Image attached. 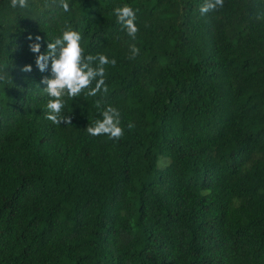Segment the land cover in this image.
I'll return each instance as SVG.
<instances>
[{"label":"trees","instance_id":"16d2710c","mask_svg":"<svg viewBox=\"0 0 264 264\" xmlns=\"http://www.w3.org/2000/svg\"><path fill=\"white\" fill-rule=\"evenodd\" d=\"M66 2L0 0V264H264V0ZM67 26L116 63L53 124L35 60ZM108 106L119 140L86 131Z\"/></svg>","mask_w":264,"mask_h":264},{"label":"clouds","instance_id":"9594fccd","mask_svg":"<svg viewBox=\"0 0 264 264\" xmlns=\"http://www.w3.org/2000/svg\"><path fill=\"white\" fill-rule=\"evenodd\" d=\"M13 8L19 6L27 7V0H11ZM61 7L68 12L69 5L66 0H61ZM219 7H223V0H207L201 6L200 13L202 15L209 11H215ZM113 13L116 21L122 25L126 34L132 39L136 38L139 31L135 20L136 12L127 4L117 6ZM32 40V37H28ZM40 36L35 37V41H40ZM82 36L78 31L72 30L71 26L62 29L60 37L54 39L53 42L47 44V53L36 56V66L39 71L44 72L46 67L51 63V78H44L42 83L46 85L43 90L50 99L47 102L46 119L53 124L71 123L70 116L64 114L66 99H72L79 96L85 89H89L88 96H96L101 91L107 94L108 87L105 83V65L111 64L115 66V59L109 60L104 54L84 55V49L81 46ZM33 53L40 52L39 43H31L29 45ZM139 48L134 45L131 48L134 59L139 54ZM95 64V67L93 66ZM24 72H31V66L25 65L22 69ZM93 81L95 86L91 87ZM97 109L101 108V101H96ZM102 119L95 120L92 125L86 127L88 134L92 136L107 135L110 139L119 140L124 135V129L121 127L120 112L113 106H108L101 112ZM135 127L134 123L129 122L127 128L129 130Z\"/></svg>","mask_w":264,"mask_h":264}]
</instances>
